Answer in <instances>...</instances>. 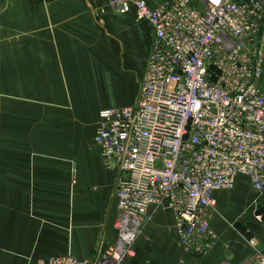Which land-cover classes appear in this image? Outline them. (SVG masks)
Listing matches in <instances>:
<instances>
[{
	"label": "crops",
	"instance_id": "0c3cea01",
	"mask_svg": "<svg viewBox=\"0 0 264 264\" xmlns=\"http://www.w3.org/2000/svg\"><path fill=\"white\" fill-rule=\"evenodd\" d=\"M109 2L0 0V264L90 260L117 240L116 174L95 136L101 110L136 104L152 28L115 15ZM253 194L245 176L216 193V242L203 254L187 252L174 213L157 209L127 264H250L248 239L264 254Z\"/></svg>",
	"mask_w": 264,
	"mask_h": 264
},
{
	"label": "built area",
	"instance_id": "2783aa9c",
	"mask_svg": "<svg viewBox=\"0 0 264 264\" xmlns=\"http://www.w3.org/2000/svg\"><path fill=\"white\" fill-rule=\"evenodd\" d=\"M118 16L152 28L136 104L99 113L95 145L116 174L117 240L90 260L126 264L152 213L168 207L187 252L215 245L216 193L239 176L264 193V0H110ZM76 181V178L75 180ZM250 264H264L255 240Z\"/></svg>",
	"mask_w": 264,
	"mask_h": 264
},
{
	"label": "water",
	"instance_id": "95a60500",
	"mask_svg": "<svg viewBox=\"0 0 264 264\" xmlns=\"http://www.w3.org/2000/svg\"><path fill=\"white\" fill-rule=\"evenodd\" d=\"M255 216L261 220L262 224H264V207L263 206L261 205L258 206ZM248 226L253 230H258L260 228V226L256 224H252V223L248 224ZM230 246L236 250L240 249L242 251L244 249V245L236 243V242H232Z\"/></svg>",
	"mask_w": 264,
	"mask_h": 264
},
{
	"label": "rangeland",
	"instance_id": "374dc122",
	"mask_svg": "<svg viewBox=\"0 0 264 264\" xmlns=\"http://www.w3.org/2000/svg\"><path fill=\"white\" fill-rule=\"evenodd\" d=\"M86 135V134H85ZM82 158V157H81ZM223 192V191H222ZM227 192V191H226ZM228 192H230V191H228ZM246 196H247V194H245ZM252 196V199H256V202H254L253 204H251V206H250V209H251V214H253V212H255V210H257V207L259 206V205H261V206H263L264 207V196H262V193H259V192H256L255 190H254V194L253 195H251ZM251 198V197H250ZM258 200V201H257ZM251 202H253V201H251ZM252 219H256L253 215H252ZM231 225H233V227L235 228V227H238V225L236 226V224H231ZM240 227V229H243V228H241V226H239ZM235 229H237V228H235ZM137 242V241H136ZM135 256V255H134ZM133 256V257H134ZM130 259V258H129ZM128 259V260H129ZM127 260V261H128ZM127 261H126V264H127Z\"/></svg>",
	"mask_w": 264,
	"mask_h": 264
}]
</instances>
